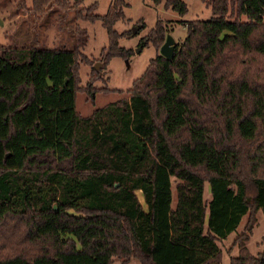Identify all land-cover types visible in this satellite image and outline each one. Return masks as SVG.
<instances>
[{
  "label": "trees",
  "instance_id": "trees-1",
  "mask_svg": "<svg viewBox=\"0 0 264 264\" xmlns=\"http://www.w3.org/2000/svg\"><path fill=\"white\" fill-rule=\"evenodd\" d=\"M148 1L188 11L185 0ZM198 1L211 16L184 22L173 58L156 55L127 99L87 116L75 104L79 64H93L85 28L70 48H47L42 32L23 39L20 27L0 43V264H221L218 243L245 216L229 264H264V244L246 247L264 216V0ZM10 2V19L101 21L102 67L130 55L114 29L125 0L104 16L82 0L0 8ZM170 30L158 18L141 44L159 48Z\"/></svg>",
  "mask_w": 264,
  "mask_h": 264
},
{
  "label": "rangeland",
  "instance_id": "rangeland-1",
  "mask_svg": "<svg viewBox=\"0 0 264 264\" xmlns=\"http://www.w3.org/2000/svg\"><path fill=\"white\" fill-rule=\"evenodd\" d=\"M111 1L82 0L80 7L88 8L95 3L94 14L104 16L108 11ZM125 2L127 6L123 8L124 19L116 22L114 29L120 35L118 39L119 46L129 50L130 55L125 59L113 57L106 67H102L101 63H99L100 51L107 45V35L101 25V21L93 23L74 21L71 15L60 17L62 20H55L57 19V15L55 14L44 16L40 21L39 19L36 21L34 18L31 21L22 18L17 19V17L10 19L7 14L13 7V4L10 2L3 9L0 8V43H9L13 37L16 40L18 33L14 35V31L20 27L22 29L20 36L23 39L26 32H28L27 37L29 41L34 40L38 37L37 34H41L42 32L43 36H45L43 45L47 48L58 47V45H65L70 48L74 45L73 32L75 26L78 25L85 28L88 39L82 49V53L86 61L93 64L90 65L85 62L79 64L78 87L80 90L76 95L75 104L76 110L82 116H87L93 110L108 103L121 98H128L127 91L131 88L132 82L141 76L149 61L159 54L160 47L154 48L150 44L148 46L141 44V39L154 26L158 18L163 20L168 29H171L169 34L175 42H181L186 35L184 22L194 19L206 20L211 16L210 10L198 0H185L188 11L181 17L169 10H164L161 5L155 7L148 0H125ZM46 23L48 25L47 28L41 30ZM140 23L143 24L144 28H140ZM132 29H134V32H132ZM95 65H98L96 70L99 73L97 76L91 72L92 67ZM90 87L96 91L93 99L84 91ZM174 182L172 180L173 205L175 203ZM138 198L141 201L139 193ZM209 198V187L205 184L204 200L207 201ZM255 219L256 224L249 240L246 242V247L254 255L260 251L261 246L264 244L262 242L264 236V216L260 211H257ZM246 221L247 216L242 218V222L236 232L218 243L223 254L222 264H228L232 252L235 251V254H237V247H232V244L234 239L242 234ZM112 264H121V262L118 259H114ZM128 264H138V262L135 259H131Z\"/></svg>",
  "mask_w": 264,
  "mask_h": 264
},
{
  "label": "water",
  "instance_id": "water-1",
  "mask_svg": "<svg viewBox=\"0 0 264 264\" xmlns=\"http://www.w3.org/2000/svg\"><path fill=\"white\" fill-rule=\"evenodd\" d=\"M132 32H134V29H132ZM174 46H175V40L170 34H167L165 36L164 42L159 48V54L165 59L171 60L173 58ZM94 68L97 69L98 65H95Z\"/></svg>",
  "mask_w": 264,
  "mask_h": 264
},
{
  "label": "crops",
  "instance_id": "crops-1",
  "mask_svg": "<svg viewBox=\"0 0 264 264\" xmlns=\"http://www.w3.org/2000/svg\"><path fill=\"white\" fill-rule=\"evenodd\" d=\"M242 222V221H241ZM241 224V223H240ZM239 228V227H238ZM237 249V248H236ZM237 254H235V251L234 252H232L231 253V257H234V256H236ZM222 262H223V254H222V260H221V264H222ZM129 263V262H128ZM228 264H229V262H228Z\"/></svg>",
  "mask_w": 264,
  "mask_h": 264
}]
</instances>
